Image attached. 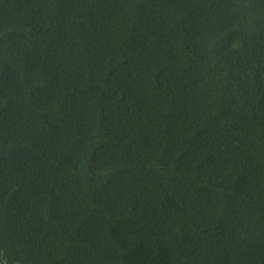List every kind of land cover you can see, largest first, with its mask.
I'll use <instances>...</instances> for the list:
<instances>
[{
	"label": "trees",
	"instance_id": "16d2710c",
	"mask_svg": "<svg viewBox=\"0 0 264 264\" xmlns=\"http://www.w3.org/2000/svg\"><path fill=\"white\" fill-rule=\"evenodd\" d=\"M0 264H264V0H0Z\"/></svg>",
	"mask_w": 264,
	"mask_h": 264
}]
</instances>
